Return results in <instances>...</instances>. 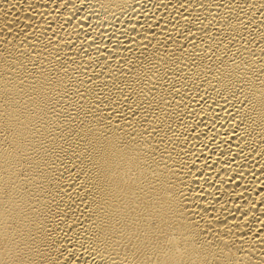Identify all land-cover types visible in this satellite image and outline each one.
I'll list each match as a JSON object with an SVG mask.
<instances>
[{
  "label": "bare ground",
  "instance_id": "obj_1",
  "mask_svg": "<svg viewBox=\"0 0 264 264\" xmlns=\"http://www.w3.org/2000/svg\"><path fill=\"white\" fill-rule=\"evenodd\" d=\"M0 264H264V0H0Z\"/></svg>",
  "mask_w": 264,
  "mask_h": 264
}]
</instances>
